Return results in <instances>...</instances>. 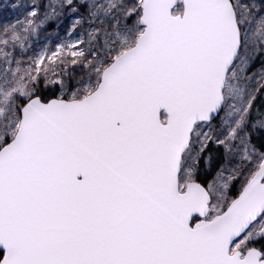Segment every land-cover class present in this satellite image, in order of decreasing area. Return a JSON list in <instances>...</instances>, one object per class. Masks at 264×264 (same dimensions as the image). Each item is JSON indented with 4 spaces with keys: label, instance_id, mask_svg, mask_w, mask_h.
<instances>
[{
    "label": "snow or ice",
    "instance_id": "snow-or-ice-1",
    "mask_svg": "<svg viewBox=\"0 0 264 264\" xmlns=\"http://www.w3.org/2000/svg\"><path fill=\"white\" fill-rule=\"evenodd\" d=\"M0 264H264V0H0Z\"/></svg>",
    "mask_w": 264,
    "mask_h": 264
}]
</instances>
